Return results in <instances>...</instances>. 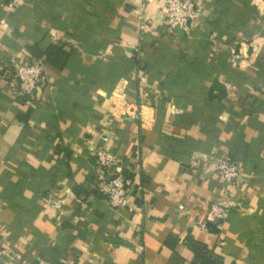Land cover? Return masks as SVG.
I'll return each instance as SVG.
<instances>
[{
    "label": "crops",
    "instance_id": "0c3cea01",
    "mask_svg": "<svg viewBox=\"0 0 264 264\" xmlns=\"http://www.w3.org/2000/svg\"><path fill=\"white\" fill-rule=\"evenodd\" d=\"M140 1L0 7V264H197L196 245L264 264V0H197L181 35L155 4L139 29ZM51 46L63 66L30 52ZM37 59L45 82L19 102L9 73ZM95 148L132 174L126 207L94 189ZM223 156L243 180L207 223Z\"/></svg>",
    "mask_w": 264,
    "mask_h": 264
},
{
    "label": "built area",
    "instance_id": "2783aa9c",
    "mask_svg": "<svg viewBox=\"0 0 264 264\" xmlns=\"http://www.w3.org/2000/svg\"><path fill=\"white\" fill-rule=\"evenodd\" d=\"M196 2L197 0H141L136 8L139 29L146 28L145 7L155 4L157 13L169 32L179 28L183 34H188L199 23L200 14ZM23 3V0H5L0 7L15 9ZM9 75L11 93L32 101L38 88L45 82L44 61L37 59L34 62H21L14 66ZM129 117L136 118V114ZM91 156L95 160L94 189L97 194L114 209L126 207L130 182L125 179L122 166L117 168V172H111L116 165L113 152L95 148L91 151ZM214 171L222 184V193L209 205L205 219L207 223L219 224L229 217V209L234 206L232 193L241 185L243 179L241 169L225 156L215 162Z\"/></svg>",
    "mask_w": 264,
    "mask_h": 264
},
{
    "label": "trees",
    "instance_id": "16d2710c",
    "mask_svg": "<svg viewBox=\"0 0 264 264\" xmlns=\"http://www.w3.org/2000/svg\"><path fill=\"white\" fill-rule=\"evenodd\" d=\"M30 52L35 57L43 56L45 57L44 59L47 62L51 64L59 65V66H63L67 58V53H63L62 50H59L54 46L48 47V49H46L44 52H41L37 50L36 48H31ZM10 79L11 78H9V80ZM17 100L19 102H23V100L25 101V98L17 97ZM124 177L127 181H130L132 179V174L126 170L124 171ZM77 192L78 191H76V193ZM194 252H195L197 264H222L219 257L215 256L212 252L208 251L202 245H196L194 248Z\"/></svg>",
    "mask_w": 264,
    "mask_h": 264
},
{
    "label": "water",
    "instance_id": "95a60500",
    "mask_svg": "<svg viewBox=\"0 0 264 264\" xmlns=\"http://www.w3.org/2000/svg\"><path fill=\"white\" fill-rule=\"evenodd\" d=\"M174 31L177 32L179 35L183 34V32L179 28H175Z\"/></svg>",
    "mask_w": 264,
    "mask_h": 264
}]
</instances>
